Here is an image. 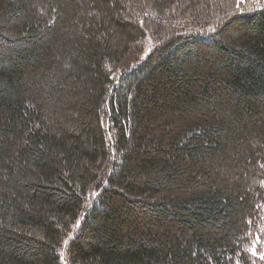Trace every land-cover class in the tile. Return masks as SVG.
I'll list each match as a JSON object with an SVG mask.
<instances>
[{"label": "trees", "instance_id": "trees-1", "mask_svg": "<svg viewBox=\"0 0 264 264\" xmlns=\"http://www.w3.org/2000/svg\"><path fill=\"white\" fill-rule=\"evenodd\" d=\"M262 114L264 0H0V264H264Z\"/></svg>", "mask_w": 264, "mask_h": 264}, {"label": "snow or ice", "instance_id": "snow-or-ice-1", "mask_svg": "<svg viewBox=\"0 0 264 264\" xmlns=\"http://www.w3.org/2000/svg\"><path fill=\"white\" fill-rule=\"evenodd\" d=\"M257 242H259V239L257 240ZM256 249L255 248H253V255H256ZM261 259H264V255H261Z\"/></svg>", "mask_w": 264, "mask_h": 264}, {"label": "rangeland", "instance_id": "rangeland-1", "mask_svg": "<svg viewBox=\"0 0 264 264\" xmlns=\"http://www.w3.org/2000/svg\"><path fill=\"white\" fill-rule=\"evenodd\" d=\"M240 8H243L242 6H240ZM263 116H264V114H262ZM250 142H252V141H250Z\"/></svg>", "mask_w": 264, "mask_h": 264}]
</instances>
